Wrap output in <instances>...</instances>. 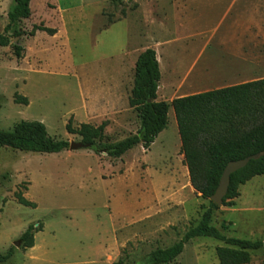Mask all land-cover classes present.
Returning a JSON list of instances; mask_svg holds the SVG:
<instances>
[{
  "label": "rangeland",
  "instance_id": "rangeland-1",
  "mask_svg": "<svg viewBox=\"0 0 264 264\" xmlns=\"http://www.w3.org/2000/svg\"><path fill=\"white\" fill-rule=\"evenodd\" d=\"M57 1L63 8L71 4ZM82 1L63 20L50 10L53 0H33L31 16L20 23L21 36L9 34V45L0 47V130L38 121L51 137L70 144L80 137L67 133L66 124L72 116L77 128L78 115L85 113L89 124L107 121L110 142L138 134L128 100L136 59L151 46L172 57L168 65H159L161 87L171 94L185 69L173 75L169 65L175 60L184 65L193 53L182 41L191 30L179 27L174 5L168 0ZM229 2L191 1L197 10L193 29L212 36L210 50L187 80L199 79L202 85L190 92L264 78V0H237L236 7L248 10L238 19L225 13ZM41 5L45 12H39ZM11 6L12 0H0V33ZM44 25L58 28L60 36L36 30ZM245 28L247 36L234 35ZM154 40L169 42L160 47ZM13 44L23 48L19 60ZM16 94L27 105L16 101ZM157 100L164 101L160 91ZM17 192L36 207L20 205ZM238 192L234 205L214 210L212 226L226 237L264 242V175ZM208 206L190 184L172 108L166 128L148 149L139 144L117 159L89 149L40 154L0 147V254L14 248L13 257L0 264H113L120 258L139 264L149 252L179 241ZM29 224L38 232L33 247L23 248L18 239ZM224 246L213 238H195L169 264H219L215 249ZM249 264H264V249L252 252Z\"/></svg>",
  "mask_w": 264,
  "mask_h": 264
},
{
  "label": "trees",
  "instance_id": "trees-1",
  "mask_svg": "<svg viewBox=\"0 0 264 264\" xmlns=\"http://www.w3.org/2000/svg\"><path fill=\"white\" fill-rule=\"evenodd\" d=\"M108 1L119 4L122 0ZM30 2L12 0L7 24L0 33V47L9 45V34L21 36L20 23L31 15ZM36 30L49 36L56 33L55 29L44 26L36 27ZM12 48L16 59H21L23 48L18 44H13ZM159 81L156 53L147 48L135 62L134 83L128 100L139 121L138 134L110 142L105 133L107 121L97 126L81 123L74 128L72 116L66 124V131L79 136L80 142L91 144V150L96 154L105 153L117 159L139 144L148 149L166 128L168 111L172 108L180 139V153L190 184L202 198L209 200V206L197 225L190 227L179 241L170 247L149 252L139 264H169L183 252L189 241L200 237L213 238L226 245L215 249L219 264H249L251 253L264 249V242L222 235L212 226L213 212L218 206L211 201V197L228 162L260 154L259 158L250 160L244 168L230 175V184L222 204L234 205L233 199L239 196L238 188L252 178L264 175V78L174 98L170 102L157 100ZM16 101L27 105V99L17 94ZM0 147L20 152L58 154L66 150L69 143L51 137L41 122L20 121L11 130H0ZM15 197L22 206L36 207L20 192ZM226 200L230 201L225 203ZM36 232L38 230L34 224L27 226L18 239L23 248L33 247ZM13 255L14 248L10 247L5 254H0V263L8 262ZM113 264H125V258Z\"/></svg>",
  "mask_w": 264,
  "mask_h": 264
},
{
  "label": "crops",
  "instance_id": "crops-1",
  "mask_svg": "<svg viewBox=\"0 0 264 264\" xmlns=\"http://www.w3.org/2000/svg\"><path fill=\"white\" fill-rule=\"evenodd\" d=\"M45 1H48L49 2L50 0H45ZM191 1L190 0H168V2H167V5H169V4L174 5L173 6V10L176 13V17L178 18V20L180 22H182V25L179 26V27L180 28H185V31H187L188 29L191 30L189 32H184L183 33L182 41H185L186 42V44H185V46H186L185 47V50L186 51L189 50V51H191L193 53H192L191 60L188 61L186 64L182 65V63L177 62L175 60V63H171V65H169V67L167 66L169 69H171V71H172L171 73L173 75L176 74V69L180 68L181 66L182 67L184 66L183 70L184 69L185 70L179 73L178 80L175 83L172 84V89L173 90H172L171 94H169V93L166 92V88L163 89L161 87V84H160V81H159V87H158V90H157V94L160 91V93L162 94V96H164V101H166V102H170L174 98L183 97V96H189V95H192V94H195V93L202 92L200 90H197L198 92H190V91H194V89L196 90L197 87H198L197 85H200L202 83L201 81H199V79H192L191 81H187V80L190 77V75L192 74L193 69L197 66L199 60L203 57V54L206 51H209L210 50L212 33L209 32V31H202V30L200 31V30H194L193 29V23L196 20L195 19V15L197 13L196 12L197 10H196L195 5L193 3H191ZM220 1H222V0H220ZM41 2H44V0H41ZM57 3H58L57 0H53V3L52 4H53L54 8H52L50 10H53V12L55 11V14L59 15L58 18L59 19H63V20H64V14H66L68 12H71L73 10L75 12V10L79 9L81 6L84 5V3H83L82 0L79 1V3H80L79 5H77V3H76L75 0H71V4L69 6H67V8H63V7H61ZM236 3H237V0H230L228 7H226V9H225V13L234 14V18H236V19L242 18L243 15H247L248 10L246 8H244L243 6H241L240 8L238 6L236 7ZM32 4H33V0H31V2H30V5H31V7H30L31 14L33 12V10H32ZM164 5H165V3H164ZM43 7L44 6H42L40 8L39 12H41V11L42 12H45V10H47L46 8L44 9ZM38 19L44 20L43 17L40 16V15H38ZM44 27L52 28V29H55L56 30V33L53 36H49V35H47L45 33L47 36H49L51 38H57L61 34L58 28L48 27L46 25H44ZM246 28H245L244 31L242 30L240 33H238V31H235L234 32V35L238 34V35H241V36H247L249 34V32L247 30L248 28L247 29ZM41 33H43V32H41ZM202 36H204V37L206 36V38L203 39V40L202 39H199L197 46H195V43H193L194 39L201 38ZM168 42L169 41H155L154 40L153 41V44L155 43V45H160V47H164L165 46L164 43H168ZM193 46H195V47H193ZM151 47L150 48L153 49L155 51V53H156V59H157L158 65L161 66L163 63L165 65H168L167 64L168 63L167 61H170L172 59V57L170 58L165 53H163V54L162 53L161 54L158 53V51L156 49V46L155 47L151 46ZM144 50H142L141 52H143ZM239 51H240V53L243 52V49L241 48V46L239 47ZM160 79H161V74H160ZM167 80L170 81L171 78L169 77ZM245 82H248V81L240 80V81L236 82L235 85L242 84V83H245ZM181 85H183V86L181 87ZM219 88H221V87H219ZM174 94H178V96H175L174 97L173 96ZM85 115H86L85 113H84V115L82 113H80L78 115L80 118H82L81 123H88V117L86 116V119H85Z\"/></svg>",
  "mask_w": 264,
  "mask_h": 264
},
{
  "label": "water",
  "instance_id": "water-1",
  "mask_svg": "<svg viewBox=\"0 0 264 264\" xmlns=\"http://www.w3.org/2000/svg\"><path fill=\"white\" fill-rule=\"evenodd\" d=\"M69 149L70 150H80V149H92L91 144L87 143H82V142H71L69 144ZM260 157V154H255L249 157H246L245 159L238 160V161H231L228 162L226 165L225 169L222 172L218 187L211 197V201L216 205V206H221L222 201L224 197L227 194L228 187L230 184V175L235 173L236 171L244 168L250 160H254ZM15 246L18 247V243H15Z\"/></svg>",
  "mask_w": 264,
  "mask_h": 264
}]
</instances>
